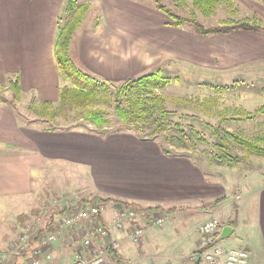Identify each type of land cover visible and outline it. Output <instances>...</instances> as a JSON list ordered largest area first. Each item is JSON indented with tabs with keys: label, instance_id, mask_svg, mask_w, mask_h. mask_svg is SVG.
Masks as SVG:
<instances>
[{
	"label": "crops",
	"instance_id": "1",
	"mask_svg": "<svg viewBox=\"0 0 264 264\" xmlns=\"http://www.w3.org/2000/svg\"><path fill=\"white\" fill-rule=\"evenodd\" d=\"M245 1L259 5L258 10L252 8L253 15L257 11L264 13V3ZM67 2L0 0V84L7 81V76L16 75L22 95L38 102H58L65 80L55 59L54 44L59 17ZM87 3L90 13L97 5L100 9H95L96 17L91 24L82 23L78 28L70 51L79 68L102 80L123 82L162 70L171 61L228 69L264 57L262 45L256 44H264L261 31L237 29L204 35L195 29L171 24L157 8L144 6L139 1L91 0ZM14 122V130L24 145L9 142L7 149L0 151V196L21 193L18 191L31 187L33 170L45 171L51 164H86L99 159L120 164L123 179L140 189V198L135 201L149 206L197 198L199 188L207 181L188 158L166 156L154 142L134 139L129 133L100 138L79 129L45 130L36 126L34 120L27 125H21L17 119ZM19 176L26 182L23 181L22 187ZM225 202L221 204L225 211L219 216L227 224L222 223L218 236L224 227L232 230L220 240L235 235L226 247L247 248L248 264H264V181L241 205V200H236L235 208ZM206 219H200L197 224ZM239 225L243 226L242 236L236 240ZM199 235L197 230L198 241ZM148 237L144 236L142 244ZM160 244L156 241V248ZM142 247L139 249L142 255L135 259L129 256V264H173L175 258L182 256L181 250L177 251L179 254H151L148 248L142 250ZM59 257L45 263L59 264Z\"/></svg>",
	"mask_w": 264,
	"mask_h": 264
},
{
	"label": "rangeland",
	"instance_id": "2",
	"mask_svg": "<svg viewBox=\"0 0 264 264\" xmlns=\"http://www.w3.org/2000/svg\"><path fill=\"white\" fill-rule=\"evenodd\" d=\"M78 1L87 3L91 0ZM135 1L154 9H158V4H163L183 17H192L195 14L205 26H218L226 20L237 22L246 17H253L254 11L258 10L257 6H259L258 4L252 5L245 0H235V8L231 9L227 4L221 3L218 4L214 14L207 16L194 8L190 0H185L182 6L177 5L173 0ZM253 2L264 3V0H253ZM96 7L93 8L100 9L99 5ZM90 8L85 18L90 13ZM95 9H91L92 12L88 19L83 20L84 24H91L94 21ZM161 12L171 22L170 15ZM259 12L260 14L257 11V15L264 23V13ZM134 18H137V15ZM180 26L195 29L194 25L189 22ZM261 32L264 33V31ZM256 44L262 45L264 50L263 43ZM169 63L163 66L162 72L173 81L160 91L168 98L167 106L173 111L171 115L173 122L180 124L184 131L193 138L195 144L190 145V148L171 146L164 136H161L158 140L162 141L172 154L177 155L164 154L157 140H150L147 136L142 138L138 132L124 127L116 115L114 104L99 105L107 110V115L111 119L110 124L105 128L98 129L80 110L72 111L68 117L58 116L56 126L58 129H79L100 138H106L114 133H129V136L134 139L154 142L166 156L188 158L207 180L199 188L197 198L159 204L161 208H149V205L135 201L140 198L138 197L140 189L123 179L125 176H121V165L100 159L86 164H51L45 171L33 170L30 190L23 188L18 191L21 193L0 196V255L6 254L0 259V264H19L21 258L17 250L18 243L25 234H28L31 239L41 230L43 234L53 230L60 234V238L51 246L53 254L51 261L65 253L57 258L58 263L71 264L76 250L83 249L82 246H75L73 239L75 236L82 235L83 227L87 226L89 221L88 223L81 222L78 227L62 229L60 227L62 217L82 207L96 204L101 206L104 222L111 225L117 211L125 206L121 203L124 201L133 202L134 204H129V207L137 210L140 207L145 210L146 208L157 210L166 216V220L163 226L158 227L149 224L138 215V220L145 225V233L139 242H134L130 238L134 224L127 223L123 230L112 228V237L118 242L115 250L119 251L122 264H129V256H134V259L141 256L139 249L142 245V250L148 248L151 254L164 253L167 255L169 252L179 254L177 251L181 250L182 256L175 258L176 261L173 262L194 264L189 257L197 247L198 221L207 218L206 220L215 219L221 224H227V221L219 216L225 211L221 205L223 202L216 206L214 201L222 195H227L225 200L227 202H224L228 205L233 204L235 208L236 200L239 202L241 200V205L245 197L260 187L264 181V156L257 154L247 156L243 148L235 144L233 153L239 155L240 160L238 159L236 165L230 166L218 161L215 154L221 153V147L216 145V143L222 144L223 141L219 137L221 127L253 138L264 134V112L252 113L251 116L246 114L239 116L237 110L241 107L248 112H253L264 105V57L228 69L174 61ZM10 76L13 77V75ZM12 77L7 76V81L0 84V96L7 99L0 102V151L7 149L6 144L9 142L24 145V141L14 130V120L20 121L21 125H27L34 120L36 126L48 127L30 108L38 101L32 100L29 95H22L21 92L18 97L15 95L11 81L18 80V77L16 75ZM108 82L118 85L121 83ZM192 128L199 131L203 140L190 132ZM19 178L22 187L23 176ZM16 186L19 188L17 184ZM238 217L240 222H243L239 215ZM52 218L54 222L49 224ZM242 227L239 225L237 228L236 240L242 236ZM145 235L149 237L142 244ZM234 236L220 240L219 243L226 247L232 242ZM156 241L161 242L160 247L156 248ZM108 258V264H115L110 256ZM43 264L46 263L43 262Z\"/></svg>",
	"mask_w": 264,
	"mask_h": 264
},
{
	"label": "trees",
	"instance_id": "3",
	"mask_svg": "<svg viewBox=\"0 0 264 264\" xmlns=\"http://www.w3.org/2000/svg\"><path fill=\"white\" fill-rule=\"evenodd\" d=\"M173 1H175L177 5L182 6L185 0ZM190 1L194 8L207 16L214 14L218 4H227L231 9L235 8L236 4L235 0ZM89 8V3H80L78 0H68L59 17L54 44L55 59L61 75L67 82L63 83L61 86L59 90V99L56 104L50 101H41L30 106L32 112L36 114L38 119L48 125V127L44 129H58L56 126L57 117H68V114L75 110H80V112H82L98 129L105 128V126L110 124L111 119L107 115V110L99 105L114 104L116 115L120 119L122 125L127 129L138 132L141 134L142 138L147 136L150 140H157L164 154L170 156L177 155L172 154L171 150L167 148L162 141L158 140L161 136H164L167 143L171 144V146H181L185 149L190 148V145L195 144L193 138L184 131L180 124L173 122L171 118L173 111L167 106L168 98L160 91L165 89L173 81L170 77L165 76L162 70L158 69L142 74L138 77L123 81L118 85L99 79L76 65L71 56V43L78 28L83 23ZM158 9L170 15L171 24L180 26L183 23L189 22L194 25L198 33L204 35L226 33L237 29L264 31V23L257 15L246 17L237 22L226 20L218 26H205L196 18L195 14H193L192 17H183L163 4H158ZM11 87L18 97L21 88L17 79L11 81ZM6 100L5 97L0 96V102ZM237 110L238 114H240L239 116L243 114L251 116L252 113L264 112V105L256 108L253 112H248L241 107ZM219 129L221 130V134H218L221 141H223L222 144L216 143V145L221 147V153L215 154V158H217L218 161L229 164L230 166L236 165L240 156L233 153L235 144L241 146L247 156L250 154L264 156V134L253 138L231 132L222 127ZM190 132L197 138L203 140L201 134L196 129L192 128ZM186 142H188V144H186ZM226 199L227 195L218 197L214 201L215 205H220ZM121 203L125 206L134 204L133 202L125 201ZM98 206L101 207L100 205ZM149 208H161V206H149ZM53 222L54 220L52 218L49 224ZM82 222L88 223L87 220H83ZM96 222L105 223L102 211L96 219ZM42 235L43 233L41 230L30 239L29 249L26 253L20 254L21 259L23 256L28 257L31 248L40 243ZM96 242L97 244L103 243L102 240H97ZM113 255L114 259L112 260L114 262L116 261L115 264H122L119 251L114 250ZM194 264L198 263L195 262Z\"/></svg>",
	"mask_w": 264,
	"mask_h": 264
},
{
	"label": "built area",
	"instance_id": "4",
	"mask_svg": "<svg viewBox=\"0 0 264 264\" xmlns=\"http://www.w3.org/2000/svg\"><path fill=\"white\" fill-rule=\"evenodd\" d=\"M101 213V208L96 204L89 207H82L70 212L62 217L60 227H78L83 220L89 224L83 227L82 235L75 236L73 243L75 246H82V250L75 252L71 264H108V257L114 259V250L118 247V242L112 237V228L123 230L127 223L134 224L130 233V238L134 242H139L145 233V225L138 220V215L149 224L161 227L164 225L166 216L157 210L140 207H123L117 211L112 219V224L96 222ZM222 224L215 219H208L199 225V241L196 249L190 255V261L198 264H248L250 251L247 248L225 247L218 242V233ZM60 238L59 232L50 231L42 235L40 243L31 248L28 257L23 256L19 264H43L53 259L52 244ZM129 238V232H128ZM97 240H102V244H97ZM30 238L28 234L22 237L17 245L20 254L26 253L29 249ZM84 250V251H83ZM6 254L2 253V256ZM180 264V263H173Z\"/></svg>",
	"mask_w": 264,
	"mask_h": 264
},
{
	"label": "water",
	"instance_id": "5",
	"mask_svg": "<svg viewBox=\"0 0 264 264\" xmlns=\"http://www.w3.org/2000/svg\"><path fill=\"white\" fill-rule=\"evenodd\" d=\"M228 230H230V231H228ZM231 230H232V227H224L217 239L220 240V239L224 238L227 234H229L231 232Z\"/></svg>",
	"mask_w": 264,
	"mask_h": 264
}]
</instances>
